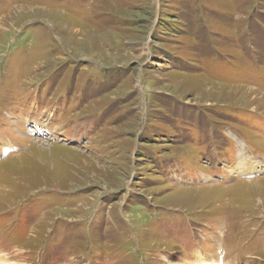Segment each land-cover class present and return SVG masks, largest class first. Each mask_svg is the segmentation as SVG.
I'll return each instance as SVG.
<instances>
[{"label":"rangeland","instance_id":"obj_1","mask_svg":"<svg viewBox=\"0 0 264 264\" xmlns=\"http://www.w3.org/2000/svg\"><path fill=\"white\" fill-rule=\"evenodd\" d=\"M198 251L264 264V0H0V264Z\"/></svg>","mask_w":264,"mask_h":264},{"label":"bare ground","instance_id":"obj_2","mask_svg":"<svg viewBox=\"0 0 264 264\" xmlns=\"http://www.w3.org/2000/svg\"><path fill=\"white\" fill-rule=\"evenodd\" d=\"M262 165L263 164L261 160H256L253 158L248 159L246 155L244 156V153L242 152L238 158V163L236 164L237 173H239L240 175H245V174H253L256 172H260L262 169ZM192 259L198 261V264H209V262L211 261V258L209 260L208 256H206V254L201 253L200 251L196 252V254L193 256ZM219 260H223V258L220 257ZM170 263L177 264V263H173L172 261ZM186 263L189 264L188 261ZM180 264L183 263L181 262Z\"/></svg>","mask_w":264,"mask_h":264}]
</instances>
